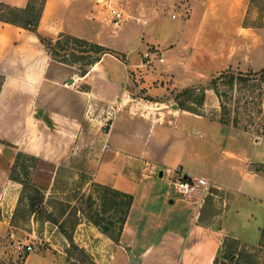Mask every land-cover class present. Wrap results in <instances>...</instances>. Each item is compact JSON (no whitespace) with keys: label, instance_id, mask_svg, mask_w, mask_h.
I'll use <instances>...</instances> for the list:
<instances>
[{"label":"crops","instance_id":"0c3cea01","mask_svg":"<svg viewBox=\"0 0 264 264\" xmlns=\"http://www.w3.org/2000/svg\"><path fill=\"white\" fill-rule=\"evenodd\" d=\"M0 2L23 8L28 0ZM114 2L124 19L110 33L112 44L103 45L112 53L84 75L76 66L53 60L36 33L0 21V140L5 142L0 143V237L13 235L11 208L21 184L9 178V171L17 154L38 159L31 181L49 189L57 164L69 158L87 108L99 102L104 106L100 125L105 117L109 124L97 140L91 181L132 195V203L117 242L104 241L107 257L92 254L97 264H131L130 255L139 264H213L225 236L240 244L264 241V137L134 96L128 88L129 71L147 49L163 58L143 72L141 88L148 95L158 91L151 87L154 80L178 87L214 76L219 58L209 57L201 33L219 27L223 38L236 27L252 30L243 26L249 0ZM100 10L106 11L96 0H45L37 32L51 37L71 33L102 45L99 34L113 23ZM177 167L209 186L178 194L172 184ZM53 259L47 249L28 254L24 264Z\"/></svg>","mask_w":264,"mask_h":264},{"label":"rangeland","instance_id":"374dc122","mask_svg":"<svg viewBox=\"0 0 264 264\" xmlns=\"http://www.w3.org/2000/svg\"><path fill=\"white\" fill-rule=\"evenodd\" d=\"M178 11L181 17H184L181 13V6L178 7ZM101 13L111 24L107 11L105 13L101 11ZM135 15L138 14L135 13ZM132 25V30L136 32L139 27L135 22ZM243 25L255 27H252V30H242L236 27L231 34L229 33L230 36L225 33L223 38L219 36V33L221 34L219 27L208 28L206 33L202 32L200 36L202 46L209 49V57L219 58V71L212 75H218L222 71L233 73L236 76L240 71L246 79L245 81H235L230 86L225 81L219 82L218 89L222 93L221 102L226 109L223 110V107L221 109L219 99L211 89L208 90L207 97L199 108L193 102L184 101L186 95L182 92L193 87L208 85L211 79L209 76L203 79L196 78L190 84L180 82L178 87L170 86V82L164 86L159 81H153L151 87L155 86L158 91L151 96L146 94V90L140 88L138 83H134L129 75V91L134 96L166 102L177 108V105L184 101L185 104L196 109L199 113L201 112L202 116L218 120L219 123V120L229 121V127H233L232 122L237 121L240 129L245 127V130H249L256 136L264 137V81L259 77L261 71L264 70V0H249ZM74 26L81 27L80 23H74ZM118 26L119 24H111L108 26V30L99 34L98 38L102 45L112 44L111 37L113 36L110 33L114 32L113 27ZM90 30L92 31V29ZM79 32L83 34L81 28ZM57 35L44 36L54 40ZM249 35H254L251 37L250 45L247 41ZM61 41H64V38ZM135 41L134 38V43ZM200 42L198 43L200 44ZM121 44L122 41L118 46L120 47ZM70 46L74 47L72 44ZM75 52L68 50V53ZM197 95L198 92H195L192 98L196 99ZM94 107L87 108L85 119L76 136L73 137L75 141L70 148L69 158L67 162L57 164L53 184L49 189L42 188L40 190L38 185L35 184L38 186L36 187L29 183L34 168H31L32 160L27 156L17 154V162L14 161L9 171L11 180L19 179L24 183L23 186L21 185L18 202L11 208V232L13 234L11 241L30 242L33 245V250L30 253L45 252L49 249L55 259L48 260L47 264H66L64 251L68 243V234H72L73 241L85 248L90 255L101 256V260L105 259L108 254V247L103 246L104 241H107V238L113 241L117 238L118 214L109 207L108 201L104 200L105 197L107 199L111 197L106 190L96 187L91 181V173L96 164L99 149L97 140L101 135V130L108 128L109 124V118L105 117L100 125L101 117L99 115L104 108L103 104L98 102ZM104 123L107 125L104 126ZM1 142L4 141L0 140ZM55 167L54 164V169ZM117 200L120 201V198ZM221 211L222 209L217 210L215 215H220ZM88 216H93L95 220H111L114 222V226L105 234L101 228V225H106L105 222H101V225L95 227L88 221ZM218 222L214 225L219 227L221 224ZM60 227L64 230L61 231ZM228 238L231 237L228 236ZM262 238L255 245L240 244L241 242L238 241L241 250L236 251L235 255H230L234 246L230 241L227 242V245L223 249L221 248L216 257L215 264H264V241ZM9 242V237H0V264H24L25 260L20 259L12 252Z\"/></svg>","mask_w":264,"mask_h":264},{"label":"trees","instance_id":"16d2710c","mask_svg":"<svg viewBox=\"0 0 264 264\" xmlns=\"http://www.w3.org/2000/svg\"><path fill=\"white\" fill-rule=\"evenodd\" d=\"M45 0H28L27 4L23 8L19 7H13L10 5H7L5 3L0 2V21L16 25L18 27L30 30L34 33H36L37 38L39 42L45 47L47 50L49 56L58 62L76 66L79 70V73L81 75H84L91 66H93L96 62L100 60V58L104 54H111L112 52L105 46L98 44L96 42H92L83 38L75 37L73 35L60 32L57 37L54 40L48 39L42 34H39L37 32V26L38 22L41 16V12L44 6ZM244 27H255L253 25H243ZM64 38V41H61V39ZM70 44H72L74 47H71ZM84 49H81V48ZM87 48V49H85ZM68 50L76 51L75 53H68ZM259 77L263 79L264 81V70L261 71L259 74ZM246 79L241 75V72L239 71L236 76H234L233 73L230 72H222L220 71L218 75H214L209 80V84L206 86H200V87H193L190 90L183 91L182 94L186 95L185 100H188L190 102H193L197 105V107H201L203 105L206 91L211 89L215 95L218 97L220 102V107L223 110L226 109L221 102L222 99V93L218 89V84L221 81H225L229 86L233 85L235 81H245ZM3 82V76L0 75V87ZM195 92H198L197 98L193 99L192 96ZM146 99V98H145ZM152 100V99H149ZM180 102L177 106L181 110L189 111L198 115H202V113L197 111L196 109H193L189 105L185 104V102ZM226 111V110H225ZM221 124L228 126L229 121L219 120ZM233 127L238 126V122L234 121L232 122ZM243 130H245V127H242ZM4 143V142H1ZM10 145V144H7ZM19 155H24L29 157L32 160L31 168H35L38 159L35 156L28 155L22 152L18 153ZM17 160L15 159V163ZM14 181H17L23 186V182H21L19 179H13ZM29 183L32 186H36L32 183L31 177L29 179ZM96 187L104 189L108 192L111 198H106L104 200L108 201L109 207L115 211L116 214H118L117 217V223L119 225L118 228V234L117 238L114 240L117 242L119 233L122 229V226L125 222L127 213L129 211L130 205L132 203V195L118 191L116 189L102 186L99 184L93 183ZM38 187V186H36ZM40 190L41 187H38ZM120 198V201L117 199ZM105 205V204H104ZM88 221L94 225L95 227H98L101 225V222H105L107 225V229L103 230V233L107 234L114 226L113 221H107L104 219H98L95 220L93 216L87 217ZM60 230L63 231L64 229L60 227ZM67 247L64 251L66 255V264H97L93 258L92 255H90L85 248L79 246L73 241L72 234L67 235ZM231 242L233 244V250L230 252V255H235L236 251L239 252L241 248L239 249V242L233 238L224 237L221 248L223 249L227 242ZM216 258L213 262L215 264Z\"/></svg>","mask_w":264,"mask_h":264},{"label":"built area","instance_id":"2783aa9c","mask_svg":"<svg viewBox=\"0 0 264 264\" xmlns=\"http://www.w3.org/2000/svg\"><path fill=\"white\" fill-rule=\"evenodd\" d=\"M98 4H100L108 13L110 17V22L117 25L124 19V12L121 10L114 0H96ZM175 14H172L171 17L175 18ZM153 60L157 62H162L163 58L161 57V54L158 53L157 50H151L148 49L145 53L141 56V62L139 65H137L134 69L130 71V76L134 83H138L139 87L141 86V83L144 81L143 79V72L145 70H148V68L153 66ZM159 81V83H162L163 85L167 82L160 81V80H154ZM141 88V87H140ZM107 123H104V126H106ZM173 177V187L174 190L178 194H190L192 193L197 187H207L209 186V182L206 179L199 178V177H189L181 172L180 168H176L173 170L172 173ZM9 247L12 249V252H14L20 259H26L28 254L32 252L33 245L28 241L23 240H12L10 238Z\"/></svg>","mask_w":264,"mask_h":264},{"label":"water","instance_id":"95a60500","mask_svg":"<svg viewBox=\"0 0 264 264\" xmlns=\"http://www.w3.org/2000/svg\"><path fill=\"white\" fill-rule=\"evenodd\" d=\"M158 176H159V177L162 176V171H159ZM101 228H102L103 230H106V229H107V225H101ZM130 262H131V264H139V262L136 261L131 255H130Z\"/></svg>","mask_w":264,"mask_h":264}]
</instances>
